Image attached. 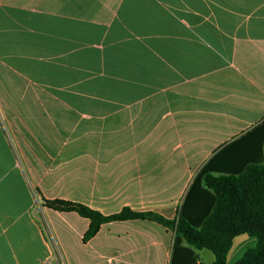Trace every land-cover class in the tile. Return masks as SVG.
<instances>
[{
  "label": "crops",
  "instance_id": "obj_1",
  "mask_svg": "<svg viewBox=\"0 0 264 264\" xmlns=\"http://www.w3.org/2000/svg\"><path fill=\"white\" fill-rule=\"evenodd\" d=\"M263 121L264 0H0V264H169L163 227L83 244L40 197L173 219Z\"/></svg>",
  "mask_w": 264,
  "mask_h": 264
},
{
  "label": "trees",
  "instance_id": "obj_2",
  "mask_svg": "<svg viewBox=\"0 0 264 264\" xmlns=\"http://www.w3.org/2000/svg\"><path fill=\"white\" fill-rule=\"evenodd\" d=\"M263 146L264 121L220 149L201 167L173 219L127 207L103 215L77 203L42 197L40 201L53 211L75 213L88 220L83 244L93 239L102 225L148 221L172 234L169 264H203L198 255L202 250L212 253V264H227L234 239L242 235L254 239L255 244L233 264H264Z\"/></svg>",
  "mask_w": 264,
  "mask_h": 264
},
{
  "label": "rangeland",
  "instance_id": "obj_3",
  "mask_svg": "<svg viewBox=\"0 0 264 264\" xmlns=\"http://www.w3.org/2000/svg\"><path fill=\"white\" fill-rule=\"evenodd\" d=\"M254 244H255V240L245 235L236 237L233 241V246L228 254L227 264H232L236 262L242 256V254L247 249L252 248ZM199 258L203 264H210L214 259L212 253L207 250L200 251ZM119 262L120 261L118 260H114L113 264H122V262L120 263ZM94 264H105V262L100 260L98 262H95Z\"/></svg>",
  "mask_w": 264,
  "mask_h": 264
}]
</instances>
